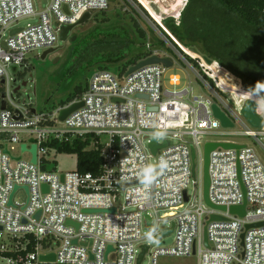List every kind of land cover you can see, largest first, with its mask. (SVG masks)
I'll list each match as a JSON object with an SVG mask.
<instances>
[{"label": "built area", "instance_id": "built-area-1", "mask_svg": "<svg viewBox=\"0 0 264 264\" xmlns=\"http://www.w3.org/2000/svg\"><path fill=\"white\" fill-rule=\"evenodd\" d=\"M109 5L110 0H50L45 10L37 12L33 0H0V264H159L160 256L192 254L199 255V264H264V226L246 228L264 222V160L255 146L229 139L210 140L243 145L239 150L219 146L210 153V200L214 205L226 206V211L204 202L203 186L204 145L209 141L206 136L219 133L222 127L214 116L213 103L227 111L235 127L237 122L244 127L221 134L251 136L263 151L264 124L262 131L254 130L243 121L241 111L231 110L220 99L210 81L215 80L220 87L219 79L202 57L200 64L206 67L208 78L189 59L186 64L208 87L209 96H193L190 82L182 89L165 87L163 75L168 67L150 64L130 74L128 70H96L81 98L46 112L38 110L33 100L20 102L15 97L12 67L27 68L28 54L38 48H54L63 25L77 24L85 13L92 15L107 10ZM35 16L37 23L18 28L20 19ZM177 17L179 24L180 15ZM147 49L149 56H164L150 42ZM170 84L179 86V76L173 75ZM138 94L147 95L148 99L139 98ZM80 101L83 105L61 121V111ZM161 134L176 140L160 142ZM88 136L93 140L91 148L100 150L103 159L100 175L82 174L77 169H47L51 162L58 165L49 159L51 152H58L51 142H72ZM153 139L168 145L153 154ZM10 144H18L21 155H13ZM34 144L35 164L30 151ZM25 153L28 161L22 158ZM153 157L155 165L163 158L167 167L162 172L158 169L156 180L145 188L140 182L141 171ZM198 162L201 175L193 181V198L188 189L192 177H197ZM15 186L18 189L10 205ZM22 190L27 199L20 202L16 195ZM245 200L244 216L230 212L231 206L242 205ZM113 208L115 212L111 211ZM162 210L165 212L159 216ZM146 215L152 218L150 231L154 241L168 229L159 230L160 220L171 219V246L145 244L149 239L143 231ZM213 215L223 219L212 220ZM28 245H33V250L26 255L3 254L24 251ZM144 245L149 249L139 262Z\"/></svg>", "mask_w": 264, "mask_h": 264}, {"label": "trees", "instance_id": "trees-1", "mask_svg": "<svg viewBox=\"0 0 264 264\" xmlns=\"http://www.w3.org/2000/svg\"><path fill=\"white\" fill-rule=\"evenodd\" d=\"M141 2L159 22L160 18L149 2ZM175 3V7L181 4L180 0ZM162 9L167 10L163 6ZM165 23L179 42L186 45L183 48L187 53L200 57L189 49L190 46H197L201 56H208L215 61L207 65L219 80L244 84L250 93L264 99V0H188L181 12L180 23L177 24L172 18L166 19ZM134 26L135 33L132 34L128 29L97 27L78 38L67 58V64H71L69 74L73 75L75 88L62 104L82 97L88 86V83L85 86L82 83L87 81L90 73L110 70L113 67L125 72L151 54L147 49V42H150L147 31L137 22ZM157 26L183 52L172 37L162 27ZM159 41V44L150 42L152 48L155 45L165 46L161 39ZM186 57L195 67L200 68L199 60ZM201 73L206 76L203 71ZM210 81L213 83L212 79ZM92 144L91 136L86 139L76 138L72 142H51V146L57 148L59 153L77 155L78 172L98 176L101 174L103 159L100 150L91 148ZM32 250L33 245H28L24 251H7L3 254L18 257L20 253L26 255Z\"/></svg>", "mask_w": 264, "mask_h": 264}, {"label": "rangeland", "instance_id": "rangeland-1", "mask_svg": "<svg viewBox=\"0 0 264 264\" xmlns=\"http://www.w3.org/2000/svg\"><path fill=\"white\" fill-rule=\"evenodd\" d=\"M36 6V11L41 12L48 7L50 0H33ZM152 7V3L156 4L158 7L153 10L158 14H161L160 21L158 22L153 15L149 12L146 6L141 2V0H110V5L107 10L94 12L90 19H87L84 23L78 24L74 30L72 31L71 36L67 39V41H62L61 39L58 40L57 44L54 47V52L47 55L46 58H42V55L48 48H38L33 52L28 54V64L27 68L18 66L15 69L14 67L11 68V76L13 77V81L11 83V87L14 89L20 87L19 90L15 92V97L20 102H27L29 103L31 100L34 102V106L38 110L42 111H50L53 106L58 107L61 105L67 98L73 93L75 88V83L73 82V78L71 74H69V69L71 64H67V58L70 54V51L78 40L79 37L85 36L88 33L92 32L94 29L101 28L105 29L108 27H117L118 29H128L130 33H135V26L134 23L137 22L141 28L145 29L148 33V39L152 43L159 44V39L162 40L165 46H158L155 45L153 48L155 50H159L162 55L170 57L174 61V65L172 67H168L167 71L163 75V82L165 87L174 90V89H182L186 83L190 82L194 86L193 96H198L201 93L209 96L210 91L208 87L195 75L194 71L188 67L186 64V57L187 53L183 48V43L179 42V40L170 32L168 27L166 26L165 20L166 19H174L175 21V13L179 10L181 12L185 8V2L187 0H180L181 4L178 7L176 6V0H146ZM140 5L145 9H142ZM187 5V4H186ZM162 6L167 9L164 11ZM159 10V11H158ZM163 13H166L163 15ZM160 16V15H159ZM178 18V17H177ZM38 22V17H27L22 18L18 21V28L26 27L27 24H34ZM177 23V22H176ZM159 25L162 27L168 34L172 35L176 38V41L183 50L184 54L167 38L161 30L158 28ZM76 35L77 38L75 41H71V37ZM174 38V39H175ZM173 39V40H174ZM175 41V40H174ZM152 45V44H151ZM158 46V47H157ZM195 48L198 49L197 46ZM197 56L195 59L203 62L201 59V54L194 52ZM189 56V55H188ZM190 57H193L190 55ZM219 64V63H218ZM204 65V64H203ZM205 66L197 68L198 71L205 72ZM95 70V69H94ZM113 73L118 71V67H113L110 69ZM93 71V70H92ZM209 71V70H207ZM91 75V73H90ZM88 75L87 81H83L82 86H85L88 83L89 77ZM173 75H178L180 78V85L173 86L170 84V78ZM207 75V74H206ZM218 78V77H217ZM219 79V78H218ZM217 79V80H218ZM236 80V79H235ZM27 83L24 85V83ZM220 85L217 86L215 80H213V84L215 85V93L220 96V99L225 101L231 110L233 111H241L244 103L248 99H254L259 103V111L262 116L264 117V99L256 95L255 93H250V90L246 89L243 85H237L236 82L225 83L224 80H218ZM236 83V84H235ZM244 117H242L243 119ZM245 119V118H244ZM243 121L248 125L247 120ZM250 125V124H249ZM254 130L262 131V128H254ZM235 130L244 129L240 122H237ZM227 129L220 127L215 134H209L206 136L207 140H232L237 143L247 144L249 146H255L257 152L264 160V151L261 148V145L254 140L253 137L247 135H223L221 132L226 131ZM159 136V141L163 142L164 139H170L175 142L176 138H172L169 134H161ZM190 141L191 138H189ZM264 145V141L262 142ZM10 150L12 154L15 156L21 155L20 148L18 144H10ZM23 160L28 161L29 155L27 153L22 155ZM49 159L51 161L57 162V167H55L54 162L48 164V170H57L59 172H67L70 170H75L77 168V155L76 154H66V153H59V152H51L49 155ZM156 157L151 159V164L155 165ZM201 175V168L200 162H198V169H197V177H192V181L189 185L188 193L194 198L195 193V184L193 181L195 179L199 180V176ZM27 194L25 190L19 191L16 195V200L23 202L26 201ZM204 202L205 198H204ZM165 211H160L159 216L163 215ZM155 223H157V215L154 214ZM171 219L170 218H162L159 222V230L163 228H169L171 226ZM156 226V224L154 225ZM151 230L150 227L144 226L143 231L146 234L149 233ZM174 242V234H170L163 239L154 241L153 238L147 239L145 244H149L151 247H168L171 246ZM91 245L92 243H88ZM149 257L145 259V263L148 261ZM159 264H199V255L192 254L189 256H160L158 259Z\"/></svg>", "mask_w": 264, "mask_h": 264}, {"label": "water", "instance_id": "water-1", "mask_svg": "<svg viewBox=\"0 0 264 264\" xmlns=\"http://www.w3.org/2000/svg\"><path fill=\"white\" fill-rule=\"evenodd\" d=\"M152 7L155 10L158 9V7H156L155 3H152ZM182 8L183 7H181V9H179V10H182ZM179 10L175 13V15H174L175 17H177L179 15V12H180ZM66 11H68L67 8H66ZM164 14H166V13H163V15ZM159 15H160V17H162L161 14H159ZM90 17H91V13H85V15L82 17V19L77 24H74V25H63L61 27L60 39L62 41H67V39L71 36L72 31L74 30V28L78 24L84 23L87 19H90ZM14 32L15 31H12V33H14ZM76 38H77V36L73 35L71 37V41H75ZM54 50H55L54 48L48 49L47 51L44 52V54L42 55V58H46V56L51 54L52 52H54ZM205 59H206V61L209 64L213 63V59L209 58L208 56H205ZM150 64H164L166 67H172L174 65V61L170 57L159 56L157 54H153V55H151L149 57H146L145 59L140 60L137 64L131 66L128 69L127 74H130V73H132V72H134V71H136V70H138V69H140V68H142V67H144L146 65H150ZM26 84L27 83L25 82L24 85H26ZM19 89H20V87L16 88L15 90L17 91ZM137 97L148 99L147 95H142V94H138ZM82 105H83V102L80 101V102H74L71 105H69L68 107H65L60 113V120L61 121L65 120L66 117H68L72 112H74L75 110L80 108ZM258 107H259V104H258V102L256 100L248 99L244 103V106H243V108L241 110L242 116L254 128H261L263 126V124H264L263 119L258 114V111H257ZM2 108L3 109L5 108V102H3ZM212 110H213L214 116L220 120L221 125H222L223 128H225V129H233L235 127V123L231 119L230 115L218 103H213ZM167 145H168L167 142L160 145V144H158L157 139H153L151 144H150V147L152 149L153 154H156L160 148L166 147ZM219 146H221L223 148H234V149L239 150V149H241L243 147V145L237 144V143H231V142H224V141L223 142L207 141L205 143V145H204V168H203L204 198H205V201H206V203L208 205H210L212 207H215L216 209L226 211L227 210L226 206H224V205L223 206L214 205L211 202L210 196H209L210 183H211V181H210V173H209L210 153L214 149L219 147ZM26 148H27L26 145L23 144L22 145V149L25 151ZM30 151L32 153L31 162L35 164V163H37V145L36 144L32 145ZM5 152H8V150L5 149ZM195 157H196V152H195V149H193V151H192L193 160L195 159ZM193 174H195V168L193 169ZM44 188L47 190L48 187L45 185ZM17 189H18V186H15L14 190H13V193L10 196V201H9L10 205L13 204V195H14V192ZM25 189L28 190L27 187H25ZM242 190L245 193V189H244L243 186H242ZM185 199L188 200V197H187L186 193H185ZM245 206H246V200L244 201V203L242 205L231 206L229 210L233 214H238L240 216H244L245 213H246ZM111 211L115 212L116 209L113 208V209H111ZM39 215H40V212L37 214V216H39ZM211 219L212 220H221V219H223V217L220 216V215H213L211 217ZM146 222H147V226L151 227L152 218H151L150 215H146ZM259 226H264V222H259V223H255V224H249V225L246 226V228L259 227ZM173 230H174V226H172L171 228H168V229H164L161 233H159L155 237V239L156 240H160L163 236H168V235L172 234ZM243 237H244V235H242V238ZM205 242H206V244L208 243L206 235H205ZM143 248H144V252L141 253V255L139 257V262L142 261L144 255H145V252H147V250L149 249V246L148 245H144ZM109 249H112V247H109Z\"/></svg>", "mask_w": 264, "mask_h": 264}, {"label": "clouds", "instance_id": "clouds-1", "mask_svg": "<svg viewBox=\"0 0 264 264\" xmlns=\"http://www.w3.org/2000/svg\"><path fill=\"white\" fill-rule=\"evenodd\" d=\"M167 167V162L161 158L158 165L148 164L141 171V184L145 188L151 186L157 178L158 169L162 172ZM148 238L151 240L152 231H149Z\"/></svg>", "mask_w": 264, "mask_h": 264}, {"label": "bare ground", "instance_id": "bare-ground-1", "mask_svg": "<svg viewBox=\"0 0 264 264\" xmlns=\"http://www.w3.org/2000/svg\"><path fill=\"white\" fill-rule=\"evenodd\" d=\"M151 6V5H150ZM180 6V5H179ZM153 9V8H152ZM154 11V10H153ZM155 12V11H154ZM157 15H158V17L160 18V16H159V14L157 13V12H155ZM161 19V18H160ZM189 49L191 50V51H193V52H196V53H200V51L196 48L195 49V46H190L189 47ZM202 57H203V59L206 61V59H205V55H202ZM215 61H213V63H214ZM206 63H208L207 61H206ZM209 64V63H208ZM260 110V109H259ZM258 110V111H259ZM259 115L260 116H262L260 113H259Z\"/></svg>", "mask_w": 264, "mask_h": 264}, {"label": "crops", "instance_id": "crops-1", "mask_svg": "<svg viewBox=\"0 0 264 264\" xmlns=\"http://www.w3.org/2000/svg\"><path fill=\"white\" fill-rule=\"evenodd\" d=\"M50 2V1H49ZM213 135V134H212Z\"/></svg>", "mask_w": 264, "mask_h": 264}]
</instances>
